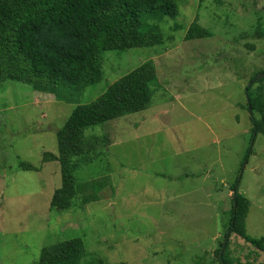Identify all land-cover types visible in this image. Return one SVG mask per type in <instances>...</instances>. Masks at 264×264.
Instances as JSON below:
<instances>
[{"label": "rangeland", "instance_id": "374dc122", "mask_svg": "<svg viewBox=\"0 0 264 264\" xmlns=\"http://www.w3.org/2000/svg\"><path fill=\"white\" fill-rule=\"evenodd\" d=\"M177 1L179 14L160 25L163 45L103 53L101 81L77 103L19 81L0 86V264H35L45 247L71 238L84 240L81 264L92 254L101 264H220L239 173L251 202L246 233L264 237V135L253 140L245 106L258 72L253 89L264 94V0ZM194 22L211 36L186 39ZM145 61L158 75L151 105L84 132L90 157L105 152L74 175L86 193L98 186L97 198L52 209L61 168L44 154H59L57 132L78 104ZM229 250L240 264L264 263V251L236 234Z\"/></svg>", "mask_w": 264, "mask_h": 264}, {"label": "trees", "instance_id": "16d2710c", "mask_svg": "<svg viewBox=\"0 0 264 264\" xmlns=\"http://www.w3.org/2000/svg\"><path fill=\"white\" fill-rule=\"evenodd\" d=\"M178 14L177 0H0V86L7 81H19L56 101L77 103L87 87L101 81L103 53L163 45L160 25ZM259 25L256 28L263 33ZM209 36L208 29L194 22L185 38ZM260 74L252 76L245 90L253 140L258 134L264 135V94L253 89ZM157 82L154 64L145 61L110 85L95 101L74 108L57 132L59 154H44L45 162L58 161L61 168L62 184L53 194L52 209L67 210L79 207L78 200L82 205L97 198L99 187L93 185V192L86 193L87 186L77 183L74 175L82 164L105 152L99 149L94 157L88 155L85 130L147 109ZM105 143L106 137L94 142L98 148ZM18 165L38 170L25 162ZM241 175L231 186L232 204L226 212L224 238L215 251L220 264H240L228 253L233 234L264 251V237L253 238L246 233L251 202L239 192ZM86 249L82 238L60 241L45 247L35 264H81ZM85 263L101 264L94 254Z\"/></svg>", "mask_w": 264, "mask_h": 264}]
</instances>
